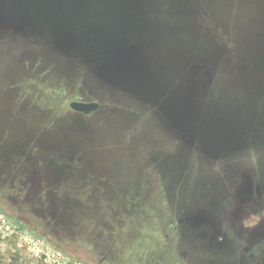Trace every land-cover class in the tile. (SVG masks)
Returning a JSON list of instances; mask_svg holds the SVG:
<instances>
[{
  "label": "rangeland",
  "instance_id": "obj_1",
  "mask_svg": "<svg viewBox=\"0 0 264 264\" xmlns=\"http://www.w3.org/2000/svg\"><path fill=\"white\" fill-rule=\"evenodd\" d=\"M5 1L0 264H264V62L251 70L232 59L229 68L212 69L199 78L206 89L195 99L184 76L174 90L178 107L165 98L168 84L138 90L117 78L129 75L125 60L135 45L115 37V27L135 21L127 0H105L108 23L97 27L85 22L92 10L85 4L76 23L83 34L73 43L66 40L75 24L60 0L29 22L19 6L29 0ZM170 13L153 11L150 32L163 70L175 76L187 36L179 33V45ZM104 36L99 51L94 40ZM85 54H100L111 72ZM234 95L242 100L230 115ZM74 100L110 106L84 114L70 107ZM215 111L220 119L205 114ZM228 114L242 118L238 127ZM202 119L206 138L197 136ZM249 178L252 192L240 195ZM193 214L214 225L194 227L186 222Z\"/></svg>",
  "mask_w": 264,
  "mask_h": 264
},
{
  "label": "water",
  "instance_id": "obj_2",
  "mask_svg": "<svg viewBox=\"0 0 264 264\" xmlns=\"http://www.w3.org/2000/svg\"><path fill=\"white\" fill-rule=\"evenodd\" d=\"M48 1L49 0H37V1L29 0L26 4V7L23 6L22 4H19L20 8L24 10L26 21L29 22L31 13L33 11H36L39 9L48 10L50 6ZM127 1L129 4L128 11L134 14L135 21L128 23L122 29L121 28L117 29L115 25L113 24V21H110V23H112L115 27V37L117 41H120L121 37L125 35V36H128L129 39L135 44L134 47L131 49V51L128 53V56L125 60L127 64L124 68L127 69V71L129 72V75L121 76L117 78H119V80L124 78L127 81H129L128 83L132 82V84L135 87H139L138 90H140L141 88H145L143 86L141 87L140 85H143V84L146 85L147 83H151V82H155V85H157L158 88H160L161 85L168 84L169 87L166 88L167 90L165 89L166 91H168L167 94L165 93V96H166L165 98L172 100L171 102L174 103L173 105L179 107V105H181L183 101L180 99V97L174 94V90L181 88L182 86L181 79L185 76L187 77L186 90L188 91L189 97L191 99H195L198 96L199 91H204L206 89L205 81H202V86L200 87L199 78L203 79L205 73L212 74L213 67L210 65H207L201 74H199L198 69L196 68L191 69L189 67V62L193 58V56L189 54L188 50H186V55L183 58L184 63L181 64L180 73L179 74L177 73L175 75L176 77L173 75L169 76V74L163 70L162 57L161 55H159L158 44L160 41L159 39L155 40L152 36V32H150V28L152 30H155L154 27H152V22L154 21L152 20L151 13L156 10L157 11L161 10V8L159 7L160 4L158 0H127ZM59 3H60V9H63L65 12L72 15L71 23L75 24V29L73 32L70 31L68 40H66L67 42H71V43L76 42L79 39L80 35L83 34V29L82 27H80L82 25L79 24L80 26H77L76 23L78 20H80V17H79L80 11L84 7L85 4L90 3L89 7L92 8L91 16L85 21L87 24H92L97 27L99 26V24L101 25L102 23H108V21L105 19V15L107 14L109 10L110 5L107 4L105 0H92V1L91 0H75L73 2L74 3L73 5L72 4L68 5L66 3V0H60ZM0 10L10 13V10L8 9L7 1L0 0ZM137 11H139L138 14H137ZM11 13L15 14L17 12L13 9ZM19 17L21 20H24L22 16H19ZM0 20H2L1 16H0ZM79 28H80V32H79ZM95 40H94V44L96 45V47H98L99 51L103 50L104 45H106L105 43L106 37L104 36L103 40L102 38L95 39ZM54 41L55 43L57 42L56 39H54ZM177 41L179 45L185 44L183 41V38L182 37L180 38L178 35H177ZM66 49L72 50L70 47H66ZM154 51H155L156 56L154 55ZM99 56L100 54H96V55L92 54V58H91L87 54L83 55V57H85L88 61L92 59V61L90 62L94 63L100 72L106 71L109 68H111V67H108L107 69V67L103 66L101 63V57ZM149 64H152L153 69L150 71H147ZM110 70L111 69H109V71ZM103 75L113 77L111 73H103ZM167 76L170 79H165V77ZM173 78L174 79L177 78L178 83L174 84L172 81ZM211 78L212 77H209V80H211ZM109 106L110 105L108 104L99 103L97 101L88 102V101L74 100V101H71L70 103V107L72 109L78 112L84 113V114H90L97 110L104 109ZM237 106L239 105H234V104L232 105L233 112H229L230 115L231 113L232 115L233 113L236 114ZM216 112L217 111L213 113H205V114H207V117H210V118L217 117L218 119H220L219 117L220 115H222V113L218 112L219 113L218 115L216 114ZM227 116H226V120L231 121V123L234 124L236 127L239 126L240 124L239 121H242V118L237 117L236 122H232L231 116H229V114ZM203 120L204 119L200 120V124H199L200 132L199 133L197 132L198 133L197 136H199V138L202 136L206 138L205 134L203 133L205 132L204 131L205 124ZM191 129L192 127H190V130ZM192 136H193L192 138L197 139L195 135H192ZM252 187H253V184L250 178L248 180L243 181L239 194L242 195L243 193H251ZM206 219L207 218L204 215H194L193 214V216L186 217V222L193 225L194 227H199L206 222L210 223L211 225H214L212 221H209L208 219L207 221ZM202 234L205 235L206 233L203 232Z\"/></svg>",
  "mask_w": 264,
  "mask_h": 264
},
{
  "label": "trees",
  "instance_id": "obj_3",
  "mask_svg": "<svg viewBox=\"0 0 264 264\" xmlns=\"http://www.w3.org/2000/svg\"><path fill=\"white\" fill-rule=\"evenodd\" d=\"M158 2L160 8L166 7L171 10L170 16L173 19L170 24L174 31L177 30L175 32L178 36L181 31L184 33L186 30V50L193 56L189 67L198 69L199 74L207 65L212 66L214 71L218 67L220 70L229 68L232 59L251 70L261 62L263 64L264 0H158ZM178 13L186 16L184 22L174 17H177ZM178 27H182V30Z\"/></svg>",
  "mask_w": 264,
  "mask_h": 264
},
{
  "label": "flooded vegetation",
  "instance_id": "obj_4",
  "mask_svg": "<svg viewBox=\"0 0 264 264\" xmlns=\"http://www.w3.org/2000/svg\"><path fill=\"white\" fill-rule=\"evenodd\" d=\"M219 93L221 94V95H226L225 93L226 92H224V90H219ZM241 100L242 99H240L238 96H236V95H234L233 97H232V105L234 104V105H236L235 104V102L237 103L238 102V105L240 106V104H241ZM263 104V103H262ZM176 264H181V263H176Z\"/></svg>",
  "mask_w": 264,
  "mask_h": 264
}]
</instances>
